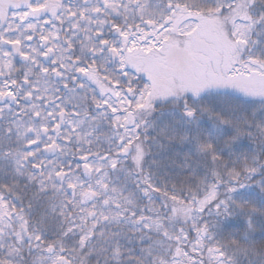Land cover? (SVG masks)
<instances>
[{
    "label": "snow or ice",
    "instance_id": "1",
    "mask_svg": "<svg viewBox=\"0 0 264 264\" xmlns=\"http://www.w3.org/2000/svg\"><path fill=\"white\" fill-rule=\"evenodd\" d=\"M0 264H264V0H0Z\"/></svg>",
    "mask_w": 264,
    "mask_h": 264
}]
</instances>
